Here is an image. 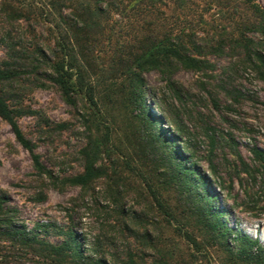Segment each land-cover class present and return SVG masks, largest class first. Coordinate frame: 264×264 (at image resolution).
<instances>
[{
  "label": "rangeland",
  "instance_id": "1",
  "mask_svg": "<svg viewBox=\"0 0 264 264\" xmlns=\"http://www.w3.org/2000/svg\"><path fill=\"white\" fill-rule=\"evenodd\" d=\"M257 2L264 9V0ZM184 22L187 32H197L206 66L175 65L173 83L168 74L145 72L143 99L182 153L192 156L226 223L264 242V159L254 153L264 151V79L227 36L235 25L216 2L192 7ZM3 32L0 27V61ZM109 52L106 44L96 47L88 73L98 109L83 100L69 104L43 75L0 85L11 86L12 103L25 110L17 121L45 168L0 116V194L8 219L2 229L54 244L71 229L84 252L106 264H230L197 205L170 180L166 156L140 123L127 80L109 68ZM95 115L102 116L99 130ZM108 130L113 148L102 155L106 173L88 185L70 182L84 171L83 146ZM0 264L54 262L2 233Z\"/></svg>",
  "mask_w": 264,
  "mask_h": 264
},
{
  "label": "trees",
  "instance_id": "2",
  "mask_svg": "<svg viewBox=\"0 0 264 264\" xmlns=\"http://www.w3.org/2000/svg\"><path fill=\"white\" fill-rule=\"evenodd\" d=\"M215 2L227 11L235 25L227 36L245 50L264 79V9L257 0H0V27L4 28L2 38L6 47L0 61V85H11L27 73L43 75L69 104L83 100L92 109H98L88 73L96 47L106 44L110 51L109 68L127 80L128 93L140 106V123L151 132L152 146L166 156L170 180L197 205L203 223L224 249L229 263L264 264V242L226 223L192 156L182 153L172 135L166 133L162 119L148 109L143 99L145 72L168 74L173 83L175 65L194 69L206 66L197 32L193 28L187 32L182 23L192 7ZM117 17L123 18L122 23ZM18 26L25 28L20 30ZM10 87L0 89V116L9 122L17 139L31 152L36 166L43 170L39 154L17 121L25 110L12 103ZM101 117L92 118L97 130L103 123ZM110 131L90 137L82 148L84 171L69 178L70 182L88 185L106 173L101 159L113 148ZM254 153L264 159L261 149L256 148ZM6 202L0 194V234L35 249L54 264H106L97 253L86 254L71 229L64 232L66 238L59 244L22 229H2L8 220Z\"/></svg>",
  "mask_w": 264,
  "mask_h": 264
}]
</instances>
